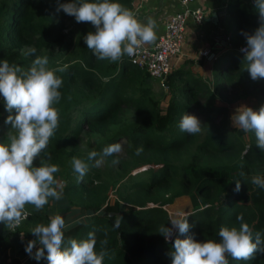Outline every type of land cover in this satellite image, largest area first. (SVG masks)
I'll list each match as a JSON object with an SVG mask.
<instances>
[{
  "label": "trees",
  "instance_id": "trees-1",
  "mask_svg": "<svg viewBox=\"0 0 264 264\" xmlns=\"http://www.w3.org/2000/svg\"><path fill=\"white\" fill-rule=\"evenodd\" d=\"M233 1L235 5H230L225 24L230 46L213 64V86L190 71L181 70L178 75L174 70L166 78L168 99L162 108L152 94L153 77L145 69L128 56L122 62H110L93 55L83 37L94 32V26L77 23L73 16L56 11L58 3L68 0H0V62L7 60L10 65L27 69L37 56H47L48 62L53 63L51 68H65L57 73L63 80L59 89L61 99L55 105L59 109V126L34 166L45 162L49 155L57 161L68 154L77 145L82 128L87 127L89 133L104 134L123 122L127 108L137 114L136 120L117 130L112 139L123 135L128 140L125 153L129 158L121 159L120 169L127 164L129 168L146 163L143 174L121 182L120 198L113 202L107 200L105 188L97 202L92 200L95 192H89L92 203L78 202L79 210L87 217L65 230L66 240L78 241L93 232L96 251L106 247L108 252L103 264H171L169 253L177 237L191 235L198 241H218L220 227H240L238 214L243 215L254 236L261 233L264 239V188L251 183L253 176H264V152L256 146L254 133H244L231 125L228 107L216 104L213 93L215 90L226 102L252 97L251 100L264 104V79L250 78L240 51L246 45L241 31L252 33L259 27L258 13L251 0ZM119 2L132 7L131 0ZM32 47L36 52L26 55ZM242 76L239 93L232 80H240ZM220 77L222 80L218 81ZM256 95H261L260 99ZM199 106H205L204 113L194 112ZM186 113L201 120L200 133L190 135L180 131L179 122ZM10 114L15 115V111L9 113L1 97L0 142H8L11 125L4 121ZM192 143L196 149L191 159L186 164L177 163V156ZM139 148L143 150L137 155ZM223 158L227 162H222ZM258 168L261 172H256ZM241 171L245 176L239 175ZM94 177L98 180L94 172H87L84 180H91L85 181L86 185L70 180L63 185V191L69 184L74 193L89 189L94 186L91 184ZM235 180L241 181L238 193L234 191ZM97 184L102 182L98 180ZM179 195L196 202L189 212L194 215L187 218L188 233L174 232L171 241H166L158 229L161 225L171 227L169 216L177 211L170 214L165 204L174 203ZM25 210V220L41 216V211L32 205H26ZM116 220H120L118 228L114 227ZM12 234L0 223V264H47L46 258L37 261L28 256L26 246H17L18 237ZM102 240L107 241L106 246L101 245ZM22 258L26 260L24 263ZM226 258L228 264H264V254L259 252L249 260Z\"/></svg>",
  "mask_w": 264,
  "mask_h": 264
},
{
  "label": "clouds",
  "instance_id": "clouds-1",
  "mask_svg": "<svg viewBox=\"0 0 264 264\" xmlns=\"http://www.w3.org/2000/svg\"><path fill=\"white\" fill-rule=\"evenodd\" d=\"M253 5L258 13L259 27L252 33L241 31L246 45L240 51L246 65L244 70L256 81L264 79V0H253ZM61 10L73 16L77 23L94 26L95 31L88 32L83 39L98 60L122 62L125 56H134L145 45L155 44L158 38L155 19L148 17L146 22H141L137 13L119 0H68L57 4L56 11ZM35 52L36 48L32 47L26 55ZM64 71V67L49 68L47 56H37L27 69L10 65L7 60L0 62V97L9 113L15 111V115H8L4 121L11 125L8 142H0V223L6 228L14 230L26 219V205H32L39 212L49 204L50 198L57 201L62 198L63 185L54 175L60 171L59 166L43 161L34 166V161L45 152L59 126V109L55 105L61 99L59 89L63 80L57 73ZM231 119L235 128L254 133L256 146L264 152V104L259 109L242 105ZM201 123L196 115L186 113L179 128L195 135L201 132ZM142 150L137 149L136 154ZM121 151V145L115 143L105 147L102 154L118 156ZM99 155L101 153L90 151L86 159L72 158V170L78 181L87 174L89 162L95 161L94 166H99L100 161L96 159ZM118 163V159L113 160V164ZM239 175L243 177L245 173L241 171ZM251 183L264 188V176H253ZM240 190L241 181L235 180L234 191ZM189 215L194 214L170 215L171 227L161 225L158 232L166 241H171L174 232L188 233ZM237 220L239 228L220 227L218 241H198L191 235L183 239L177 237L169 253L171 264H228V256L241 261L253 258L257 252L264 254L261 233L254 236L242 214L237 215ZM70 226L61 215L50 217L47 224H37L30 230L36 239L27 243L26 253L37 261L46 258L47 264H103L108 252L106 247L96 251L95 234L89 232L87 239L79 241L66 240L65 230ZM119 226L120 220H116L114 227ZM100 243L106 246L107 241Z\"/></svg>",
  "mask_w": 264,
  "mask_h": 264
},
{
  "label": "rangeland",
  "instance_id": "rangeland-1",
  "mask_svg": "<svg viewBox=\"0 0 264 264\" xmlns=\"http://www.w3.org/2000/svg\"><path fill=\"white\" fill-rule=\"evenodd\" d=\"M68 25H70L68 23ZM65 56H63L64 58ZM55 60L60 61L58 58H55ZM53 65L52 62H48V67ZM215 78V77H214ZM221 77L218 81H221ZM241 80H243V76L240 78V80H232V84L234 85L235 91L241 93L242 87L238 85V83H241ZM213 82H210L211 87L213 86ZM167 90V89H165ZM153 91V95L155 98H158L160 101V106L164 108L166 106V102L168 99L167 93L165 91H162L160 89H157L155 86ZM159 91V92H158ZM162 93V95H160ZM213 93L215 94V103L216 104H222L225 106H231L233 103H235L237 100L235 98H232L230 102L223 101L221 99V95H217L216 91L213 90ZM261 95H256V98L260 99ZM1 98V97H0ZM245 98V97H241ZM247 99H252V97H246ZM204 100V97L201 99ZM258 101V100H256ZM204 107L205 106H199L198 108L194 109V112H202L204 113ZM124 120L119 125H113L110 130H108L104 134H97V133H89L87 130V127L82 128L78 140L77 145L69 149L68 154L62 156L61 159H57V161H54V158H51L49 155L48 158L45 160L44 163L47 164H55L59 166L60 171L57 172L55 175L57 181L61 185H65L68 181L73 180L79 183L87 184L85 181H90V178H87L84 180L78 181L76 176L77 174L73 172L71 161L73 157L86 159L87 154L90 151H96L98 153H101L96 159L100 161L99 166H94L95 161L89 162L90 167L88 172L90 171L94 172L98 178L99 181L102 182V184H97L98 180L94 177V180L91 184L94 186L90 187L89 189H81L79 190V193H74V188L71 184H69L64 191H62V198L60 200H52L50 198L49 204L45 205L44 208L41 210V216L38 217H32L27 220H23L21 224L16 227L14 230L9 229L13 234V236H17L16 239L17 246L22 245L26 246L27 243L30 240H34L36 237L30 232L32 228H34L37 224H47L49 223V218L55 215H61L64 217L66 224L70 225L78 221L84 220L87 216H85L86 213L79 210V204L80 203H92V200L98 201L100 197V192L105 188V192L107 193L108 197L107 200L110 202H113L114 199L120 198V194L118 191H121L122 183L125 181L129 176L135 177L140 176L143 174L144 168L146 163L143 164H137L136 166H129L127 168V165H123L125 167H122V170L120 169V164H122L121 159L122 158H129L128 155L125 153V149L129 146L127 137H124L123 135L119 136L116 139H112L113 134L116 133L117 130H120L124 126H129L132 122L136 120L137 114L134 112L131 108H127L124 112ZM220 118V114L217 115V119ZM203 120V119H202ZM229 126V125H228ZM231 130L232 128H230ZM103 145H100L102 144ZM119 143L122 147V151L117 155L113 156H104L103 149L111 144ZM106 144V145H105ZM196 145L193 143L190 144L188 147H186L179 156L176 158L177 163H184L188 159H191L193 153L195 152ZM208 152V150H207ZM196 155L193 156L195 158ZM209 158H214L213 156H210ZM118 159V164H113V160ZM228 159L223 158L222 162H227ZM221 162V160H220ZM188 163V162H186ZM184 163V164H186ZM143 165V166H142ZM256 172H261V168H258ZM139 174V175H138ZM129 177V178H130ZM90 190V191H89ZM89 192H95V195L92 200L90 198ZM121 193V192H120ZM76 201V202H75ZM193 201V202H192ZM194 203V204H193ZM147 205H152L151 203ZM196 205V202L194 200H191L186 195H179L175 202L172 204H165L166 209L170 214H173L175 211H177V214H185V212L189 213L193 207ZM173 214V215H177ZM172 215V216H173ZM25 216H26V210H25ZM22 243V244H21ZM36 247H39V244L36 245ZM35 250V249H34ZM29 256V255H28ZM23 263L26 261L24 258H22Z\"/></svg>",
  "mask_w": 264,
  "mask_h": 264
},
{
  "label": "crops",
  "instance_id": "crops-1",
  "mask_svg": "<svg viewBox=\"0 0 264 264\" xmlns=\"http://www.w3.org/2000/svg\"><path fill=\"white\" fill-rule=\"evenodd\" d=\"M233 3L235 5L233 0L190 1V5L200 6L203 9L204 19L200 23H194L191 19L187 21L180 51L170 58L171 73L176 70V73L179 75L181 70L185 73L186 71H190L209 84L214 81L213 64L217 59L207 61L200 54V50L204 47H210L217 51L219 57V55H222L228 49L230 46V34L227 32L225 24ZM131 5L130 10L137 13V18L141 22H146V18L148 17L156 20L157 37L163 32L167 18L183 7L181 0H131ZM152 45L145 46L151 47ZM183 76L186 75L183 74ZM153 80L154 87L156 86L157 89L162 91L168 89L158 79L153 77ZM242 105L257 109L262 104L256 100L239 98L231 106H228L231 117L236 109ZM231 125L234 126L232 119Z\"/></svg>",
  "mask_w": 264,
  "mask_h": 264
},
{
  "label": "built area",
  "instance_id": "built-area-1",
  "mask_svg": "<svg viewBox=\"0 0 264 264\" xmlns=\"http://www.w3.org/2000/svg\"><path fill=\"white\" fill-rule=\"evenodd\" d=\"M181 1L183 7L167 18L164 30L158 36L156 43L151 47L144 46L137 54L128 57L137 66L158 79L165 88L168 87L166 78L171 71L170 58L180 51L187 21L191 19L194 23H200L204 19V11L200 6L190 5L191 0ZM200 54L207 61H213L218 57L217 51L210 47L202 48Z\"/></svg>",
  "mask_w": 264,
  "mask_h": 264
}]
</instances>
